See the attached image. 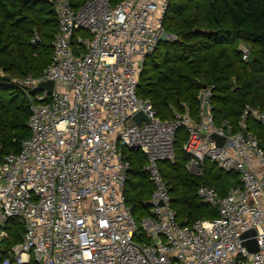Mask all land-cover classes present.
<instances>
[{"label": "built area", "instance_id": "built-area-1", "mask_svg": "<svg viewBox=\"0 0 264 264\" xmlns=\"http://www.w3.org/2000/svg\"><path fill=\"white\" fill-rule=\"evenodd\" d=\"M52 2L59 30L48 67L10 80L0 70V82L22 91L31 109V135L20 152L0 148V264H264V139L250 125L264 126V110L247 103L236 127L228 119L216 124V86L210 84L200 93L198 118L186 110L164 120L138 95L170 0H87L78 10L70 0ZM79 30L90 37H77L84 51L76 53L72 41ZM40 41L38 34L31 40ZM239 49L250 63V47ZM48 80L55 82L51 93L39 88ZM139 112L141 125L134 120ZM180 128L188 133L184 149L194 174L209 160L240 176L242 184L226 196L208 185L197 189L199 199L218 210L214 220L177 221L160 163H176ZM213 133L226 137L223 146ZM122 147L148 158L151 215L140 224L126 201L131 163ZM11 218L23 226L14 245Z\"/></svg>", "mask_w": 264, "mask_h": 264}, {"label": "trees", "instance_id": "trees-1", "mask_svg": "<svg viewBox=\"0 0 264 264\" xmlns=\"http://www.w3.org/2000/svg\"><path fill=\"white\" fill-rule=\"evenodd\" d=\"M86 1L70 0L76 10ZM164 28L177 39L160 42L146 59L137 89L141 98L152 102L161 119H172L175 111L186 110L198 118L200 93L204 85L210 84L216 86V124L228 119L236 127L247 103L264 110V0H170ZM58 30L52 0H0V70L13 79L42 74L51 63L52 43ZM36 34L41 41L32 43ZM78 36L90 37L84 30L76 33L72 41L76 53L84 51L83 47L78 48ZM242 43L250 47V63L242 61ZM30 116L25 94L7 81L0 82L3 154L20 152L24 140L31 135L27 125ZM250 125L264 139V126L254 120H250ZM187 141L186 129L180 128L176 133V163H160L161 172L171 185L172 206L181 225L219 216L217 209L197 196L201 185L226 196L232 186L242 184L237 172L223 171L208 160L201 174L191 173V156L184 149ZM122 151L131 163L126 201L140 224L151 215L149 201L154 185L144 170L148 158L138 149L122 147ZM7 229L10 245L21 241L23 226L18 219L11 218Z\"/></svg>", "mask_w": 264, "mask_h": 264}, {"label": "water", "instance_id": "water-1", "mask_svg": "<svg viewBox=\"0 0 264 264\" xmlns=\"http://www.w3.org/2000/svg\"><path fill=\"white\" fill-rule=\"evenodd\" d=\"M169 36H170V34H168L167 32H163V33L161 34V42H166V41H168ZM5 79H6V80H10V79H11V76L6 75V76H5ZM54 86H55V82H54L53 80H48V81H44V82L39 83V88H41L42 90H43V89H47V90L49 91V93H51V92L53 91ZM205 86H206V85H204V87H205ZM143 119H144V115H143L142 112H139V113H137V114L134 116V120H135L139 125H141V122H142ZM211 136H212V138L215 140V142H216V144H217L218 146H223V145L225 144V142H226V137H224V136H220V135H218V134H216V133H213Z\"/></svg>", "mask_w": 264, "mask_h": 264}, {"label": "crops", "instance_id": "crops-1", "mask_svg": "<svg viewBox=\"0 0 264 264\" xmlns=\"http://www.w3.org/2000/svg\"><path fill=\"white\" fill-rule=\"evenodd\" d=\"M209 161V160H208ZM212 163V162H211ZM191 164H192V158H191V161H190V163H189V165H188V169H189V171L191 172V173H193L192 172V168H191ZM203 170H204V167H203ZM194 174V173H193ZM248 246H249V248L251 249V250H256L257 249V245L255 244V242L254 241H251V242H248Z\"/></svg>", "mask_w": 264, "mask_h": 264}]
</instances>
